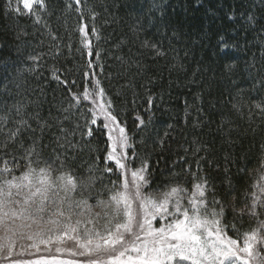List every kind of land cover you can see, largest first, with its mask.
I'll list each match as a JSON object with an SVG mask.
<instances>
[{"label":"trees","instance_id":"16d2710c","mask_svg":"<svg viewBox=\"0 0 264 264\" xmlns=\"http://www.w3.org/2000/svg\"><path fill=\"white\" fill-rule=\"evenodd\" d=\"M7 4L0 0V178L43 168L72 177L73 197L91 206L118 194L107 130L73 99L92 87L91 59L131 145L128 169L149 165L145 190L206 181L200 210L210 227L236 239L255 229L264 217V0H44L32 16ZM80 7L91 57L79 50Z\"/></svg>","mask_w":264,"mask_h":264},{"label":"rangeland","instance_id":"374dc122","mask_svg":"<svg viewBox=\"0 0 264 264\" xmlns=\"http://www.w3.org/2000/svg\"><path fill=\"white\" fill-rule=\"evenodd\" d=\"M111 135L109 151L119 129ZM111 162L123 176L120 190L95 206L73 197L68 175L29 168L0 178V264H221L227 238L201 215L204 191L148 193L144 173ZM258 186L263 199L264 177ZM259 220L249 252L234 251L224 264H264Z\"/></svg>","mask_w":264,"mask_h":264},{"label":"snow or ice","instance_id":"6c2138e0","mask_svg":"<svg viewBox=\"0 0 264 264\" xmlns=\"http://www.w3.org/2000/svg\"><path fill=\"white\" fill-rule=\"evenodd\" d=\"M76 5H82V0H74ZM7 10L9 13H15L17 16L29 15L32 16L35 14L36 9H44L46 5L44 4V0H16L15 4L12 3V0H8ZM77 12L80 15L81 22L78 23L76 31L81 36V49H79L82 53H85L91 57L93 55V46L89 40V31L88 25L82 22L85 19L82 7L77 8ZM37 20H39V16H37ZM92 35H96L95 28H92ZM98 38V37H97ZM160 54V53H158ZM97 60L99 59L100 53L95 52ZM32 59H35L33 57ZM96 65L94 62L89 59L86 62L85 70H84V79L87 83L91 84L92 87H86L82 94H73V99L77 101V103L91 102L92 108L90 109L93 119L91 121L92 124L97 123V116L103 117V127L108 129L109 136L108 139L113 140V136L111 133L115 129H119V135L115 138L114 145H110V151L106 157L107 160L113 161L117 167L123 168L125 167V163L127 161V149L131 147L128 144V137L125 135V129L122 127L118 121L117 115L113 113V104L110 99H105V90L101 86V82L96 79L94 80V76L96 75L93 72V68ZM55 75V74H54ZM59 79L58 77H56ZM63 83H67V81H63ZM75 83V82H73ZM149 103H151V98H149ZM143 121H141V124ZM111 125V127H110ZM89 135H91V130H89ZM122 152V154H120ZM134 159V158H133ZM148 163L145 161L140 169H137L138 172L144 173L148 167ZM195 177L196 174H193ZM194 187H197L204 191L206 188V181L204 183H196ZM219 203V202H217ZM219 224V221H217ZM227 227H225L223 233H220L221 236L227 234ZM260 235L259 230H253L248 233H244L243 237L240 239L228 237L227 241L221 245L222 250V259L221 264H224V261L228 258L230 254L235 252H249L251 248V242L256 240ZM241 241L243 246L241 247Z\"/></svg>","mask_w":264,"mask_h":264}]
</instances>
